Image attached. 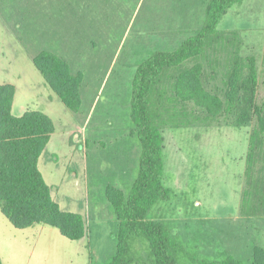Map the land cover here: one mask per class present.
Returning <instances> with one entry per match:
<instances>
[{"label": "rangeland", "instance_id": "rangeland-1", "mask_svg": "<svg viewBox=\"0 0 264 264\" xmlns=\"http://www.w3.org/2000/svg\"><path fill=\"white\" fill-rule=\"evenodd\" d=\"M207 0H0V85L17 88L15 105L46 103L55 134L38 168L62 210L81 213L79 240L38 224L13 227L0 211L2 264H106L116 251L117 220L107 184L128 191L136 176L139 141L130 135L135 66L157 49L172 50L198 29ZM238 31L241 53L264 48V0H243L220 19ZM50 49L83 75V104L73 114L32 62ZM258 95L264 97L259 80ZM44 108V107H43ZM38 109V108H37ZM41 111V110H39ZM249 127L224 121L163 130V183L171 189L148 218L164 221L185 252L178 264L251 261L264 250V214L240 213Z\"/></svg>", "mask_w": 264, "mask_h": 264}, {"label": "trees", "instance_id": "trees-1", "mask_svg": "<svg viewBox=\"0 0 264 264\" xmlns=\"http://www.w3.org/2000/svg\"><path fill=\"white\" fill-rule=\"evenodd\" d=\"M243 0H207L198 29L172 50L157 49L136 64L131 80L130 135L139 141L136 176L129 189L107 184L105 197L117 220L116 251L106 264H178L185 249L162 220L148 218L171 189L163 183V130L210 126L224 121L249 127L239 209L243 215L264 214V48L257 58L241 53L238 31L217 25ZM32 62L51 90L73 114L81 112L83 75L50 49L39 48ZM15 87L0 85V211L18 229L45 224L70 239L86 234L79 212L62 210L39 168V158L54 131L51 118L38 110L12 113ZM0 264L1 260H0ZM211 264H264L255 245L251 261L234 258Z\"/></svg>", "mask_w": 264, "mask_h": 264}, {"label": "crops", "instance_id": "crops-1", "mask_svg": "<svg viewBox=\"0 0 264 264\" xmlns=\"http://www.w3.org/2000/svg\"><path fill=\"white\" fill-rule=\"evenodd\" d=\"M46 82V81H45ZM14 85V84H13ZM15 87V94H14V97H13V102H12V113L14 115H17V116H20L22 115L26 110H41V112L45 113L46 115L47 114V110H46V103L43 99H41L40 101V105L38 106V104H36L34 107H36L35 109L34 108H30L28 105H20L18 106V108H16V105H15V97H16V92H17V88L16 86L14 85ZM44 107V108H43ZM38 108V109H37ZM49 116V115H48ZM50 117V116H49ZM54 124V123H53ZM56 130H55V126H54V131L53 133L50 135V139H49V142L52 140L54 134H55ZM43 153V152H42ZM42 155V154H41ZM38 224H35V225H32L30 227H26V228H22V230H26V229H30V228H33L34 226H36Z\"/></svg>", "mask_w": 264, "mask_h": 264}]
</instances>
